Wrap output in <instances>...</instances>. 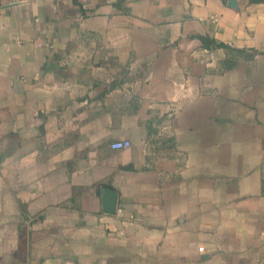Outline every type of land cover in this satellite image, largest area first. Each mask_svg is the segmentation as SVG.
Wrapping results in <instances>:
<instances>
[{
	"label": "crops",
	"instance_id": "obj_1",
	"mask_svg": "<svg viewBox=\"0 0 264 264\" xmlns=\"http://www.w3.org/2000/svg\"><path fill=\"white\" fill-rule=\"evenodd\" d=\"M230 2L0 0V264H264V0Z\"/></svg>",
	"mask_w": 264,
	"mask_h": 264
},
{
	"label": "water",
	"instance_id": "obj_2",
	"mask_svg": "<svg viewBox=\"0 0 264 264\" xmlns=\"http://www.w3.org/2000/svg\"><path fill=\"white\" fill-rule=\"evenodd\" d=\"M231 6L234 5V0H230ZM102 193V211L108 215H114L117 210L118 194L115 191L107 189L101 190Z\"/></svg>",
	"mask_w": 264,
	"mask_h": 264
},
{
	"label": "built area",
	"instance_id": "obj_3",
	"mask_svg": "<svg viewBox=\"0 0 264 264\" xmlns=\"http://www.w3.org/2000/svg\"><path fill=\"white\" fill-rule=\"evenodd\" d=\"M131 146H132V143L129 140L116 141L111 144V148L113 150H127L131 148ZM200 251H203V249L201 248Z\"/></svg>",
	"mask_w": 264,
	"mask_h": 264
},
{
	"label": "trees",
	"instance_id": "obj_4",
	"mask_svg": "<svg viewBox=\"0 0 264 264\" xmlns=\"http://www.w3.org/2000/svg\"><path fill=\"white\" fill-rule=\"evenodd\" d=\"M202 41H203V43L205 44V45H209L210 44V41L208 40V39H206V38H203L202 37V39H201ZM209 43V44H208Z\"/></svg>",
	"mask_w": 264,
	"mask_h": 264
}]
</instances>
